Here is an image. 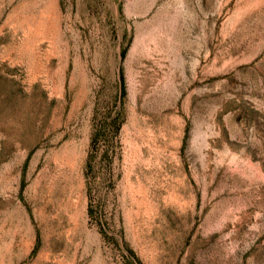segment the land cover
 Here are the masks:
<instances>
[{
    "label": "rangeland",
    "instance_id": "374dc122",
    "mask_svg": "<svg viewBox=\"0 0 264 264\" xmlns=\"http://www.w3.org/2000/svg\"><path fill=\"white\" fill-rule=\"evenodd\" d=\"M0 264H264V0H0Z\"/></svg>",
    "mask_w": 264,
    "mask_h": 264
}]
</instances>
